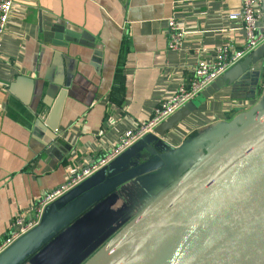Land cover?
<instances>
[{
  "label": "crops",
  "instance_id": "1",
  "mask_svg": "<svg viewBox=\"0 0 264 264\" xmlns=\"http://www.w3.org/2000/svg\"><path fill=\"white\" fill-rule=\"evenodd\" d=\"M240 10L241 0H16L0 58V242L17 216L35 218L38 199L97 160L125 131L151 118L165 95L190 82L199 57L195 46L209 53L224 42L243 47L245 32L236 29L241 22L229 17ZM41 14L65 20L81 33L79 42H46ZM172 16L188 31L180 51L168 46ZM93 41L101 46L100 64ZM62 89L67 91L56 139L49 145L50 131L37 128L38 113L47 119ZM250 89L247 83L238 90L226 86L158 146L153 142L134 156L136 167L104 177L110 162L48 203L40 222L0 255V264H84L138 213L124 186L140 181L150 201L158 196L258 108L260 102L244 109ZM137 170L148 171L108 189ZM91 180L102 184L65 204Z\"/></svg>",
  "mask_w": 264,
  "mask_h": 264
},
{
  "label": "water",
  "instance_id": "2",
  "mask_svg": "<svg viewBox=\"0 0 264 264\" xmlns=\"http://www.w3.org/2000/svg\"><path fill=\"white\" fill-rule=\"evenodd\" d=\"M261 9L259 26H264V0H261ZM39 26L46 42L57 45L79 42L77 34L81 33L61 18L41 14ZM83 38L91 40L85 34ZM91 43L97 54L94 60L100 64L101 46L95 41ZM263 67L264 42L197 98L162 121L154 134H148L111 161L104 177L107 174L112 177L126 166L136 167L139 161L133 160L134 156L153 142L158 146L167 132L226 86L238 90L247 83L251 86L247 98H255L264 76ZM66 91H60L47 119L38 113L37 128L50 131L49 145L56 139ZM165 161L169 163L168 158ZM147 171L137 170L108 189L129 183L128 179ZM130 182L124 186L130 191L134 187L137 191L144 188L140 181ZM99 185L91 180L78 188L65 204L77 201ZM84 264H264V94L256 111L220 137Z\"/></svg>",
  "mask_w": 264,
  "mask_h": 264
},
{
  "label": "built area",
  "instance_id": "3",
  "mask_svg": "<svg viewBox=\"0 0 264 264\" xmlns=\"http://www.w3.org/2000/svg\"><path fill=\"white\" fill-rule=\"evenodd\" d=\"M15 4L16 0H0V58L2 56L3 37L7 32ZM262 16L263 12L260 0H241V10L229 14V17L241 22V27L236 29H243L245 32L243 47L235 49L230 42H224L209 53V51L202 48L200 45L195 46V53L199 57L196 59L190 82L188 84H180L171 93L165 95L159 105L154 109L151 118L142 120L136 128L125 131L120 136L118 142L110 149L106 150L97 160L87 165L85 168L78 170L64 185L48 192L38 199L32 207L35 218L28 221L24 216H17L11 223L8 236L0 242V254L17 238L27 233L40 222L43 210L48 203L108 165L117 156L148 134L155 133V128L162 121L178 111L189 101L194 100L227 70L239 63L249 53L261 45L264 42V30L261 31L259 26ZM187 34L188 31L175 16L167 19L169 49L179 51L185 49V38ZM263 94L264 80H262L260 84L259 97L251 98L244 109H251L253 106L257 105L258 102H261ZM127 188L128 189L123 192L135 209L140 210L149 203L150 198L144 189L137 191L134 187V190L130 191V188Z\"/></svg>",
  "mask_w": 264,
  "mask_h": 264
},
{
  "label": "rangeland",
  "instance_id": "4",
  "mask_svg": "<svg viewBox=\"0 0 264 264\" xmlns=\"http://www.w3.org/2000/svg\"><path fill=\"white\" fill-rule=\"evenodd\" d=\"M259 97V93H257L256 98Z\"/></svg>",
  "mask_w": 264,
  "mask_h": 264
}]
</instances>
